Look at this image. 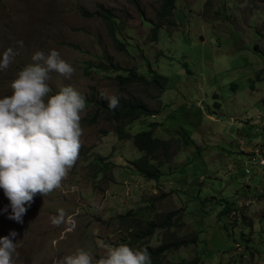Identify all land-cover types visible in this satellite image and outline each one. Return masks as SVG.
<instances>
[{"label": "rangeland", "instance_id": "obj_1", "mask_svg": "<svg viewBox=\"0 0 264 264\" xmlns=\"http://www.w3.org/2000/svg\"><path fill=\"white\" fill-rule=\"evenodd\" d=\"M138 1L141 8L132 0H0V56L9 47L15 52L0 71V97L11 95L19 71L37 63V51L55 49L74 72L65 78L50 71L52 94L71 85L89 98H142L157 114L128 121L126 130L136 134L159 122L155 136L171 139L169 158L160 151L153 159L161 178L147 180L134 166L144 154L134 140L121 138L120 123L108 114L91 123L98 104L85 100L75 166L60 188L34 196L23 223L9 219L10 202L0 188V236L17 233L14 264H54L78 248L98 258L121 243L142 249L146 241L136 232L157 215L181 210L177 226L156 230L149 246L197 242L168 252L160 264H264V168L244 173L246 152L264 156V0H178L175 24L164 22L158 41L152 32L162 1ZM98 4L118 16L125 50L102 18L79 11ZM107 58L148 77L151 63L168 76L165 90L122 89L116 73L84 72L85 61ZM59 209L66 222L57 227L51 218ZM129 211L135 213L130 226L118 219Z\"/></svg>", "mask_w": 264, "mask_h": 264}, {"label": "clouds", "instance_id": "obj_2", "mask_svg": "<svg viewBox=\"0 0 264 264\" xmlns=\"http://www.w3.org/2000/svg\"><path fill=\"white\" fill-rule=\"evenodd\" d=\"M22 43V42H21ZM15 52L7 48L0 56V71L6 70ZM37 63L24 67L11 82V95L0 97V188L11 207L9 219L23 223L34 196H45L68 177L82 147L81 113L86 108L84 96L71 85L62 86L55 94L49 83V72L65 78L74 72L73 66L52 49L45 55L37 51ZM42 62V63H40ZM109 108L118 106L115 95L106 97ZM65 212L51 218L54 226L65 223ZM67 222L74 229L71 217ZM13 230L0 236V264H14L17 245ZM54 264H152L146 248L135 249L126 243L108 246L98 258L90 251L78 248Z\"/></svg>", "mask_w": 264, "mask_h": 264}, {"label": "trees", "instance_id": "obj_3", "mask_svg": "<svg viewBox=\"0 0 264 264\" xmlns=\"http://www.w3.org/2000/svg\"><path fill=\"white\" fill-rule=\"evenodd\" d=\"M141 8V4L138 0H132ZM162 9L158 13V22L154 24L152 38L154 41H158L160 38V32L163 28V23L166 22L170 26H174L175 21V9L177 8L178 0H161ZM79 11L83 17L98 16L105 22L109 35L114 40L117 47L123 51L126 49V43L120 38L121 23L118 16L113 9L106 7L104 4H98L94 11H90L83 6L79 7ZM79 49V46L72 45ZM95 70L107 71L116 73L115 79L118 81L122 89L132 87L134 85H143L146 89H157L161 93L165 90L168 76L159 72L153 68L150 63V72L153 77H148L146 74L141 73L136 66L124 67L121 64L114 61L113 58H107L100 60L98 63L93 60L85 61L84 72L87 75H91ZM85 100L98 104V110L89 120L91 123H96L99 117L105 113L110 116L111 119L118 121V132L123 139H133L138 149L144 154L134 161V166L137 172L146 178L147 180H159L162 176V170L157 162H153L158 152L164 151L165 158H169L170 140L162 139L155 136V130L159 126V122L151 123V128L140 131L136 134L126 130L127 122H133L135 119L155 115L157 109L150 106V104L142 98H121L118 106L115 109L109 108V102L106 96L103 95V99H98L97 94L93 93L92 97H87L84 93L80 92ZM164 198V197H163ZM205 203V202H204ZM229 206L225 208V213H229ZM181 210L173 211L165 215H157L154 220L148 221L147 224L136 232L134 236L139 242L146 241L141 244L142 249L146 248L150 255L152 264H160L162 259L166 257V254L172 250H179L182 247H188L190 244L197 242V237H191L190 239H177L174 242H164L157 248H151L149 246V240L154 236L156 230H171L177 226L179 220L178 215ZM131 215H135L134 212L129 211L126 214H120L118 219L122 223H127ZM133 222H139V220L133 218ZM198 259H194L190 264H197Z\"/></svg>", "mask_w": 264, "mask_h": 264}, {"label": "built area", "instance_id": "obj_4", "mask_svg": "<svg viewBox=\"0 0 264 264\" xmlns=\"http://www.w3.org/2000/svg\"><path fill=\"white\" fill-rule=\"evenodd\" d=\"M245 175L256 174L259 168H264V156L254 152H246Z\"/></svg>", "mask_w": 264, "mask_h": 264}]
</instances>
